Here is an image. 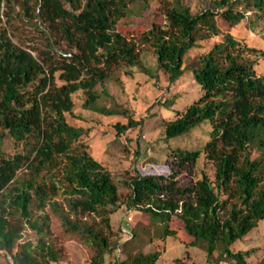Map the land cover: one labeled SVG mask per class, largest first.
Instances as JSON below:
<instances>
[{"label":"trees","instance_id":"trees-1","mask_svg":"<svg viewBox=\"0 0 264 264\" xmlns=\"http://www.w3.org/2000/svg\"><path fill=\"white\" fill-rule=\"evenodd\" d=\"M148 7L149 0H0V236L15 264L59 260L49 237V208L65 232L92 248L90 264H105L106 255L124 244L112 238L110 221L120 200L118 183L89 151L82 138L86 129L69 123L66 113L73 111V93L82 90L83 108L128 118L113 122L118 133L142 122L106 84L115 66L139 65L137 40L117 25ZM158 10L163 19L141 31L157 69L170 82L189 69L203 88L163 121V141L205 122L210 138L201 147L171 148L167 172L134 169L125 181L131 189L127 204L147 214L161 236L177 235L201 248L209 264H250L251 249L234 245L264 219V74L257 72L264 47L224 32L218 17L230 25L264 26V0H213L195 13L183 0H159ZM19 20L30 21L41 38L20 42L13 28ZM220 35L184 66L199 41ZM107 99L113 106L103 103ZM202 153L215 166L214 178L194 177ZM60 191L65 205L55 197ZM8 208L35 234L16 249L3 230ZM173 216L182 221L183 232L170 227ZM158 258L157 251L139 252L111 264H156ZM257 264H264V255Z\"/></svg>","mask_w":264,"mask_h":264},{"label":"rangeland","instance_id":"rangeland-1","mask_svg":"<svg viewBox=\"0 0 264 264\" xmlns=\"http://www.w3.org/2000/svg\"><path fill=\"white\" fill-rule=\"evenodd\" d=\"M183 1L195 13L211 4L213 0ZM158 4L159 0H149V7L142 15H132L119 20L117 28L128 37L135 38L139 44V65L115 66L111 79L106 84L117 102L128 110V114L134 119H142V122L118 133L113 122L117 119L127 122L128 118L120 114L104 115L83 108L85 96L82 90L73 93V111L66 113L69 123L86 129L82 138L88 142L89 151L112 171L118 183L120 200L118 207L110 214V221L112 238L124 244L106 255L105 264L139 252L155 251L159 252L156 264H209L201 248L187 245L177 235L161 236L159 226L150 224L147 214L127 204L131 189L125 181L134 169L137 168L142 173L167 172L168 167L164 160L171 148L201 147L210 138L211 125L205 122L183 135L171 138L167 142L163 141V121L175 117L177 111L202 93L203 88L189 69L175 82H170L168 74L157 69L156 55L153 48L142 38L141 31L163 19ZM218 22L224 32H231L250 44L264 47V26L252 28L246 21L230 25L221 17H218ZM13 28L16 38L24 45L31 44L34 38H41V31L28 20L17 21ZM220 39L221 35L199 41V45L185 55L184 66L192 64L203 50ZM257 72L264 74V61L257 66ZM103 103L107 106L114 104L110 99ZM192 172L195 178L202 177L203 173L214 178L215 166L202 153ZM55 197L65 205L61 191ZM48 211L51 216L49 237L60 251V257L57 261L42 260V264H90L92 248L77 234L65 232L60 217L50 208ZM38 212L36 208L33 209L34 214ZM2 213L0 208V215ZM4 218L6 219L4 233L13 238L15 249L19 248L21 240L34 238L35 234L28 229L19 212L8 208L4 212ZM169 225L176 234L184 231L183 223L177 216L172 217ZM128 230L134 232L133 237L127 232L124 233ZM2 245L0 236V264H15L11 252ZM234 248L251 249L250 264H257L264 255V219L260 220L258 227L248 236L238 241Z\"/></svg>","mask_w":264,"mask_h":264}]
</instances>
